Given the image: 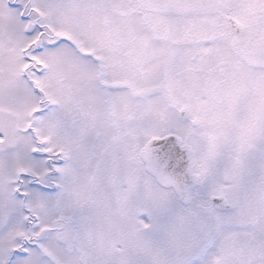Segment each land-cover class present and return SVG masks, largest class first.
Masks as SVG:
<instances>
[{"label":"snow or ice","instance_id":"6c2138e0","mask_svg":"<svg viewBox=\"0 0 264 264\" xmlns=\"http://www.w3.org/2000/svg\"><path fill=\"white\" fill-rule=\"evenodd\" d=\"M0 264H264V0H0Z\"/></svg>","mask_w":264,"mask_h":264}]
</instances>
